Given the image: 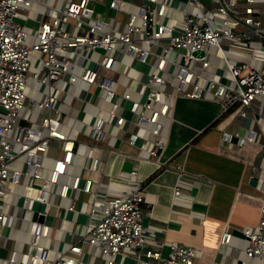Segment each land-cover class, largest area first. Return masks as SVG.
<instances>
[{
  "label": "built area",
  "instance_id": "2783aa9c",
  "mask_svg": "<svg viewBox=\"0 0 264 264\" xmlns=\"http://www.w3.org/2000/svg\"><path fill=\"white\" fill-rule=\"evenodd\" d=\"M125 2L110 0L108 5L115 12L125 11ZM185 2L194 4L196 9L179 7V10L182 8L180 27L160 19L171 16L169 11L174 9L173 5L164 0H146L138 9L127 11L124 27L119 28L116 17L105 22L95 16L93 0H64L63 6L58 8L49 5L47 0H0V238L17 239L6 234V229L12 225L11 213L2 206L6 197L15 195L20 207L31 212L26 219L29 239L21 243L29 248H8L0 257L2 264H80L85 245L90 247V254L94 251L95 257L104 260L103 264H113L114 257L126 249H132L141 264H193L197 256L193 246L172 243L166 256L147 247L140 183H134L127 191L106 195L97 208L91 206V213L100 214L95 223L87 232L79 234L65 251L54 256L52 249L43 243L51 224L32 218L34 212L46 215L49 206L61 205L70 189L92 191L90 177L82 181L81 175L74 173L69 182L60 178L73 163L75 153V140L63 129L62 111L58 106L62 90L56 82L64 75L70 84L84 81L89 87L94 86L108 103L106 117H97L90 127L89 136L93 140L101 139L105 125L125 121L118 112L119 99L129 100L128 110L138 116V123L151 125L154 139L149 155H157L165 146L159 118L169 116L172 107L166 99L179 91L188 97L218 99L224 110L237 107L244 116L251 101L256 96H264V9L256 6L257 2L264 4V0H244L241 9L236 6V0H216L207 11L202 9L199 0ZM34 4L42 5V9L36 13L37 28L30 32L15 18L28 17ZM223 39L247 42L245 46L251 51L246 60L227 63L224 80L204 73L205 69L215 66L210 60L211 47H216L215 55L227 58L222 50ZM157 47L161 50H156ZM84 50H100L102 54L93 66L75 72L73 57L88 58ZM121 53L142 63H148L149 57H153L146 80L137 87L140 97H133L131 90L117 92L112 80H98L100 68L114 69ZM33 58L39 59L44 67L42 74L32 69ZM166 76L175 81L169 91ZM30 78L54 90L43 99L30 97L26 92ZM88 93L87 89L82 100ZM142 96H145L143 101ZM26 98H29L27 107L40 110V117L33 124L28 120L19 122ZM233 136L240 144L252 139V130L246 137L221 131L225 141H231ZM136 138L135 133H130L128 142L134 144ZM52 143L59 145L61 153L52 157V165L46 172V148ZM86 157L89 168L96 170L100 158L94 144L88 146ZM19 158L22 167L14 164ZM33 180L40 183L35 184ZM15 185H20L21 190H14ZM174 193H179L178 187ZM75 207L76 198L70 197L65 208L74 210ZM242 233L247 239L245 258L264 255V199L259 206L257 223L244 228ZM230 237L231 232L225 230L220 242L227 244Z\"/></svg>",
  "mask_w": 264,
  "mask_h": 264
},
{
  "label": "crops",
  "instance_id": "0c3cea01",
  "mask_svg": "<svg viewBox=\"0 0 264 264\" xmlns=\"http://www.w3.org/2000/svg\"><path fill=\"white\" fill-rule=\"evenodd\" d=\"M47 1L54 8L64 4V0ZM164 1L171 5L172 0ZM176 1L174 9L169 11L171 16L165 15L160 19L177 28L182 21V8L179 10V7L185 1ZM109 2L110 0H93L95 16L105 22L116 17V24L123 28L127 11L138 9L146 0H126L125 11L118 12L109 7ZM199 2L202 9L207 11L215 5L216 0ZM185 5L191 11L196 9L194 4L185 2ZM243 5L244 0H236L239 9ZM256 6L264 9L261 2H257ZM41 9L42 5L34 4L28 11L29 16H22L24 21H36L35 28L23 23L30 32L38 26L36 13ZM221 42L227 58L215 55L216 47L213 50L211 47L210 60L217 67L205 69L204 73L214 74L224 80L227 76V63L246 60L251 51L245 46L247 42L237 43L226 39ZM84 53L88 58L78 55L73 57L75 72L93 66L94 61L100 59L102 54L100 50H84ZM152 61L153 57H149L148 63H142L121 53L117 57L115 68L107 69L111 71V76H100L99 72L98 80H112L117 92L131 90L133 97H140L137 87L146 80ZM194 65L199 67L197 62ZM32 69L43 73L44 67L39 59H32ZM56 83L62 90L58 102L62 111V127L75 140L73 163L60 178L69 182L76 173L81 175L82 181L83 178L90 177L93 182L91 193L70 189L61 205L48 207L52 221L44 240L50 241L48 246L52 249L53 256L65 251L79 234L87 232L95 223L100 214L98 211L91 213V206L97 208L106 195L127 191L134 183H140L144 196L142 223L147 247L159 250L162 256H166L172 243L193 246L197 250L193 264H264V255L245 258L247 239L243 233L237 232L257 223L259 206L264 199V96H256L251 101L245 116L239 114L237 107L224 110L218 99L208 96H170L166 99L172 107L169 116L159 118L165 146L157 155L148 154L154 139L150 131L151 125L139 124L138 116H133L128 110L130 101L121 100L118 96L117 99L121 102L118 112L125 117V121L122 124L105 125L100 143L96 144L100 162L97 169L92 170L86 157L90 145L89 131L97 117H106L108 103L103 99V93L96 92L94 86L89 87L84 81L73 85L68 82L67 75H64ZM87 89L89 93L82 100ZM53 90L49 85L30 78L26 92L30 97L43 99ZM23 108L20 111V123L28 120L33 124L39 119L38 108ZM139 111L142 112V109ZM222 130L241 137H246L249 130H252V139L237 144L236 136H233L231 141H225L221 137ZM130 133L137 135L134 144L128 142ZM56 145L52 143L46 148L45 158L50 161H44L46 172L52 165V157L61 153L59 145ZM14 164L22 167V159H17ZM33 183L39 184L40 181L33 180ZM177 187L179 193L175 194ZM14 190L20 191L21 186L15 185ZM70 197L76 198L74 210L65 208ZM19 203L15 195L6 197L2 203L12 215V225L6 229V234L18 240L0 238V257L10 247L29 248L21 243L29 239L26 219L31 216V212L29 209H22ZM36 206L33 204V208ZM225 230L231 232V237L227 244H222L220 237ZM89 248L88 245L84 246L80 264H103L104 260L99 256L95 257L94 251L90 254ZM113 264L141 263L134 257L132 249H126L114 257Z\"/></svg>",
  "mask_w": 264,
  "mask_h": 264
},
{
  "label": "rangeland",
  "instance_id": "374dc122",
  "mask_svg": "<svg viewBox=\"0 0 264 264\" xmlns=\"http://www.w3.org/2000/svg\"><path fill=\"white\" fill-rule=\"evenodd\" d=\"M171 2V5H173V4H177V1L176 0H172V1H170ZM186 5H185V3L183 4V8L185 7ZM15 20L16 21H19V22H21V23H26L28 26H30V27H33V28H35L36 27V25H37V23H36V21H33V20H26V21H24V19H23V17L22 16H19L18 18H15ZM158 47H160V46H158ZM214 49V47H212L211 48V50H213ZM161 50V48H158V51H160ZM259 63H255V65H258ZM140 66V65H139ZM99 72H100V76H111V71H109V70H107V69H104V68H101L100 70H99ZM167 77V79H168V81H167V83L168 84H170V85H168L167 86V90L169 91L170 89H171V87L173 86V84L175 83V81L172 79V77H170V76H166ZM225 79V78H224ZM178 94H183V92L182 91H179L178 92ZM28 102H29V98H26L25 99V106L28 104ZM23 109H25V108H23ZM22 109V110H23ZM88 141H89V143L90 144H94V150H95V152L97 153L98 151H97V149H98V144L100 143V140H93L91 137H89L88 138ZM107 141V140H106ZM97 144V145H96ZM45 160H47V158H45ZM47 162H50L49 160H47ZM51 162H52V159H51ZM43 243L44 244H46L47 246L49 245V243H50V241L48 240V239H46V240H44L43 239Z\"/></svg>",
  "mask_w": 264,
  "mask_h": 264
},
{
  "label": "water",
  "instance_id": "95a60500",
  "mask_svg": "<svg viewBox=\"0 0 264 264\" xmlns=\"http://www.w3.org/2000/svg\"><path fill=\"white\" fill-rule=\"evenodd\" d=\"M183 1H186V0H183ZM195 53V52H194ZM202 53V52H200ZM182 61V60H181ZM145 99V96H142V101ZM33 219H38V220H41V221H44L46 223H51L52 221V215H50L49 213L46 214V215H39L38 213L34 212L33 213V216H32ZM239 234H242L241 231H237Z\"/></svg>",
  "mask_w": 264,
  "mask_h": 264
}]
</instances>
